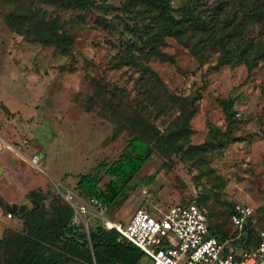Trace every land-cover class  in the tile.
I'll return each instance as SVG.
<instances>
[{"label": "rangeland", "instance_id": "rangeland-1", "mask_svg": "<svg viewBox=\"0 0 264 264\" xmlns=\"http://www.w3.org/2000/svg\"><path fill=\"white\" fill-rule=\"evenodd\" d=\"M108 1L121 6L124 0ZM179 1L172 3L176 6ZM40 7L46 18L57 16L71 44L43 43L31 34L21 35L7 20L13 6L0 5V161L6 163L0 166V237L22 227L21 218L8 217L6 204L31 207L28 192L32 190L42 192L46 205L55 197L66 201L68 190L80 197L75 188L78 175L93 171L103 159L117 158L132 130L125 126L115 133L122 118L112 113L108 103L125 116L136 108L160 132L175 127L178 106L158 109L163 102L160 95L150 96L152 84L142 76L143 65L158 75L172 98L199 91L196 113L190 130L177 139L183 150L165 156L154 148L131 181L122 205L105 207L101 215L124 223L139 207L166 209L198 198L207 207L214 230L237 234L229 220V209L236 203L248 205L254 226L264 228V60L250 72L241 63L212 69L216 54L200 64L189 50L167 37L161 56L134 50L139 64H124L121 57L128 53L125 47L131 36L121 17L130 24L133 20L120 17L121 10ZM100 17L106 26L98 23ZM253 33L257 34L256 27ZM229 97L236 118L231 137L207 150L188 148L226 130L218 99ZM34 154L40 157L39 167L29 161ZM109 179L102 174L101 185ZM73 220L83 226L75 215ZM87 220L88 227L104 224L99 216Z\"/></svg>", "mask_w": 264, "mask_h": 264}, {"label": "trees", "instance_id": "trees-1", "mask_svg": "<svg viewBox=\"0 0 264 264\" xmlns=\"http://www.w3.org/2000/svg\"><path fill=\"white\" fill-rule=\"evenodd\" d=\"M0 5L13 6L7 19L10 26L21 35L31 34L33 40L43 43L61 41L71 44L72 39L58 23L57 16L46 18L45 11L40 10L42 5L60 10L87 11L94 6L121 10L120 17L127 15L133 20L130 24L121 17L131 36L125 47L128 53L121 57L124 64H139L134 50L146 51L148 56H161L160 49L166 44L167 37L189 50L200 64L216 54L212 69L241 63L250 72L264 60V0H212L211 3L208 0H180L176 6L172 0H124L121 6L108 0L101 3L94 0H0ZM98 23L106 26L104 17H100ZM255 27L256 35L253 33ZM141 70L142 76L152 84L150 96L160 95L163 104L159 103L158 109L164 110L167 104L178 106L179 120L173 129L160 132L136 108L131 115L125 116L112 102L108 103L112 113L116 112L122 118L115 133L128 126L132 136L116 159L101 160L93 171L79 174L75 185L80 196L97 197L103 208L122 205L131 181L151 158L154 148L165 156L183 150V143L177 139L190 130V120L196 113L195 101L200 98L199 91L193 96L172 95L175 96L172 98L154 71L147 65ZM156 84L160 86L153 90ZM218 103L225 114L226 130L188 148L207 150L222 146L225 139L231 137L232 125L236 121L234 100L219 98ZM102 174L110 177L103 186ZM28 195L33 200L31 207L10 211L11 216L22 219V227L0 237V264H149L148 258L137 247L120 238L117 229L98 224L88 227L86 232L81 224L73 222L74 210L67 201L55 197L46 205L42 192L32 190ZM182 202L205 206L198 198ZM145 209L151 211L152 207ZM233 210L234 205L229 209L232 226ZM253 216L252 213L243 233L233 241L238 244L237 248L253 247L260 240L259 231L264 228L254 226L256 219ZM207 218L211 234L222 239L235 236L220 229L214 230L209 225V212Z\"/></svg>", "mask_w": 264, "mask_h": 264}, {"label": "built area", "instance_id": "built-area-1", "mask_svg": "<svg viewBox=\"0 0 264 264\" xmlns=\"http://www.w3.org/2000/svg\"><path fill=\"white\" fill-rule=\"evenodd\" d=\"M39 160L38 154L29 159L37 167ZM65 200L82 220L86 232L87 216L101 217L107 227L118 230L121 239L137 247L149 264H264V229L259 231L260 240L253 247L242 249L233 243L252 215L245 204L236 203L231 215L237 234L222 239L210 233L208 211L200 203L178 202L166 209L154 205L151 211L139 207L126 222L110 223L101 215L103 203L97 197H78L68 190Z\"/></svg>", "mask_w": 264, "mask_h": 264}, {"label": "water", "instance_id": "water-1", "mask_svg": "<svg viewBox=\"0 0 264 264\" xmlns=\"http://www.w3.org/2000/svg\"><path fill=\"white\" fill-rule=\"evenodd\" d=\"M5 209H6V211H8V212H10L11 210H17V209H19V210H24V209H25V205H21V206L18 208L16 205H9V204H7V205H5Z\"/></svg>", "mask_w": 264, "mask_h": 264}, {"label": "crops", "instance_id": "crops-1", "mask_svg": "<svg viewBox=\"0 0 264 264\" xmlns=\"http://www.w3.org/2000/svg\"><path fill=\"white\" fill-rule=\"evenodd\" d=\"M6 163H3L2 161H0V166L4 165ZM7 205V204H6ZM12 205H16V204H12Z\"/></svg>", "mask_w": 264, "mask_h": 264}, {"label": "bare ground", "instance_id": "bare-ground-1", "mask_svg": "<svg viewBox=\"0 0 264 264\" xmlns=\"http://www.w3.org/2000/svg\"><path fill=\"white\" fill-rule=\"evenodd\" d=\"M111 223V221H109Z\"/></svg>", "mask_w": 264, "mask_h": 264}]
</instances>
